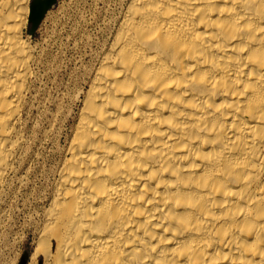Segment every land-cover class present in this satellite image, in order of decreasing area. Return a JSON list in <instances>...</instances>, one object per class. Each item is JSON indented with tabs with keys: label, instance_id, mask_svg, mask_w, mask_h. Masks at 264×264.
<instances>
[{
	"label": "bare ground",
	"instance_id": "obj_1",
	"mask_svg": "<svg viewBox=\"0 0 264 264\" xmlns=\"http://www.w3.org/2000/svg\"><path fill=\"white\" fill-rule=\"evenodd\" d=\"M30 6L0 0V201ZM78 96L27 264H264V0H124Z\"/></svg>",
	"mask_w": 264,
	"mask_h": 264
},
{
	"label": "rangeland",
	"instance_id": "obj_2",
	"mask_svg": "<svg viewBox=\"0 0 264 264\" xmlns=\"http://www.w3.org/2000/svg\"><path fill=\"white\" fill-rule=\"evenodd\" d=\"M31 2L26 0L28 7ZM123 4L124 0H57L33 35L28 34L30 23L24 27L35 62L23 113L26 145L0 201V264L29 260L60 151L80 107L78 94L87 88ZM37 260L44 264L41 255Z\"/></svg>",
	"mask_w": 264,
	"mask_h": 264
},
{
	"label": "water",
	"instance_id": "obj_3",
	"mask_svg": "<svg viewBox=\"0 0 264 264\" xmlns=\"http://www.w3.org/2000/svg\"><path fill=\"white\" fill-rule=\"evenodd\" d=\"M57 0H32L30 6V28L28 31L29 35H33L43 20L45 14L50 10ZM26 257V256H25ZM21 264H24V259Z\"/></svg>",
	"mask_w": 264,
	"mask_h": 264
}]
</instances>
